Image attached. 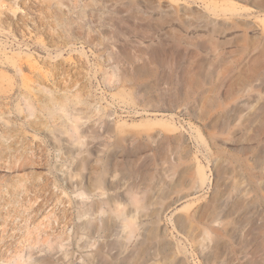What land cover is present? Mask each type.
<instances>
[{
  "label": "rangeland",
  "instance_id": "obj_1",
  "mask_svg": "<svg viewBox=\"0 0 264 264\" xmlns=\"http://www.w3.org/2000/svg\"><path fill=\"white\" fill-rule=\"evenodd\" d=\"M0 264H264V0H0Z\"/></svg>",
  "mask_w": 264,
  "mask_h": 264
},
{
  "label": "bare ground",
  "instance_id": "obj_2",
  "mask_svg": "<svg viewBox=\"0 0 264 264\" xmlns=\"http://www.w3.org/2000/svg\"><path fill=\"white\" fill-rule=\"evenodd\" d=\"M26 101H27V104H28L29 106L33 107L32 103H31V101H30V98L27 97V96H26ZM61 109L64 110V109H65V105H61ZM201 173H202V175H203V177H204V180L206 181L208 178H207V175H206V173L204 172L203 169H201Z\"/></svg>",
  "mask_w": 264,
  "mask_h": 264
}]
</instances>
